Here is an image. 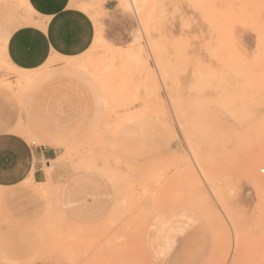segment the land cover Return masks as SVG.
<instances>
[{"label": "rangeland", "instance_id": "374dc122", "mask_svg": "<svg viewBox=\"0 0 264 264\" xmlns=\"http://www.w3.org/2000/svg\"><path fill=\"white\" fill-rule=\"evenodd\" d=\"M134 1L142 13L88 0L89 50L18 73L4 42L34 15L0 0V125L41 145L34 97L72 81L92 117L55 163L97 171L114 193L109 217L80 227L54 186L1 189L0 264H264V0Z\"/></svg>", "mask_w": 264, "mask_h": 264}, {"label": "crops", "instance_id": "0c3cea01", "mask_svg": "<svg viewBox=\"0 0 264 264\" xmlns=\"http://www.w3.org/2000/svg\"><path fill=\"white\" fill-rule=\"evenodd\" d=\"M87 2L26 0L33 21L5 39L6 64L18 73H30L84 55L96 35L94 21L84 9ZM91 117V99L78 85L59 78L44 82L30 115L41 145L27 146L12 134L10 121L0 125V190L25 192L33 186H54L57 207L65 221L80 227L105 221L114 203L109 181L97 171H70L66 162L55 163L63 156L65 145L86 131ZM16 152L26 157V165L15 160Z\"/></svg>", "mask_w": 264, "mask_h": 264}, {"label": "bare ground", "instance_id": "6f19581e", "mask_svg": "<svg viewBox=\"0 0 264 264\" xmlns=\"http://www.w3.org/2000/svg\"><path fill=\"white\" fill-rule=\"evenodd\" d=\"M130 7L132 8V9H134L135 10V8H137L138 9V11L140 12V13H142L140 10H139V6H138V4H137V6H136V2L134 1V0H131V3H130ZM92 167V166H91ZM89 168V167H88ZM94 168V167H93ZM111 174V173H110Z\"/></svg>", "mask_w": 264, "mask_h": 264}, {"label": "built area", "instance_id": "2783aa9c", "mask_svg": "<svg viewBox=\"0 0 264 264\" xmlns=\"http://www.w3.org/2000/svg\"><path fill=\"white\" fill-rule=\"evenodd\" d=\"M263 173H264V171H263Z\"/></svg>", "mask_w": 264, "mask_h": 264}]
</instances>
